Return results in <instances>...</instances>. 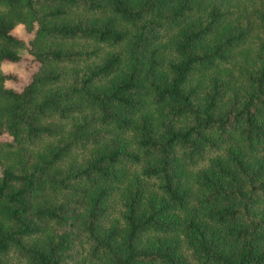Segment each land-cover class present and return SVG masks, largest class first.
<instances>
[{
	"label": "trees",
	"instance_id": "obj_1",
	"mask_svg": "<svg viewBox=\"0 0 264 264\" xmlns=\"http://www.w3.org/2000/svg\"><path fill=\"white\" fill-rule=\"evenodd\" d=\"M23 49L0 264H264V0H0Z\"/></svg>",
	"mask_w": 264,
	"mask_h": 264
},
{
	"label": "rangeland",
	"instance_id": "obj_2",
	"mask_svg": "<svg viewBox=\"0 0 264 264\" xmlns=\"http://www.w3.org/2000/svg\"><path fill=\"white\" fill-rule=\"evenodd\" d=\"M12 33L22 39L26 44L31 39L32 34L28 33L24 30L23 26L17 25ZM21 59L16 63H1L0 69L5 73H10L15 76L14 80H8L5 82L7 87H11L13 89H20L29 79V76L36 69V64L32 60V58L27 54L26 50L23 49L20 51ZM8 264L11 263L10 259L7 261Z\"/></svg>",
	"mask_w": 264,
	"mask_h": 264
}]
</instances>
